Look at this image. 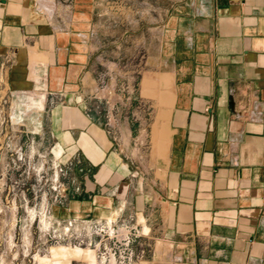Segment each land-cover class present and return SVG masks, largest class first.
Here are the masks:
<instances>
[{"label":"crops","instance_id":"obj_1","mask_svg":"<svg viewBox=\"0 0 264 264\" xmlns=\"http://www.w3.org/2000/svg\"><path fill=\"white\" fill-rule=\"evenodd\" d=\"M111 8L0 0V63L15 59L12 88L51 96L49 129L60 162L79 161L89 210L134 215L168 244V264H264V0H175L162 19L152 6L146 21L121 0L117 15L136 19L120 20L115 44L151 50L134 93L111 79L101 87L95 73L96 50L112 45L99 38L111 32ZM102 103L121 153L95 110ZM143 126L152 146L138 140Z\"/></svg>","mask_w":264,"mask_h":264},{"label":"rangeland","instance_id":"obj_2","mask_svg":"<svg viewBox=\"0 0 264 264\" xmlns=\"http://www.w3.org/2000/svg\"><path fill=\"white\" fill-rule=\"evenodd\" d=\"M173 1L122 0V3L129 10L142 8L144 12L139 18L146 21L150 20L152 6H159L162 19V10ZM107 2L113 12L120 9L121 0ZM117 14L109 20L111 32L99 35L112 45L96 50L95 73L101 79V87L105 79H111L112 89L127 83L128 90L134 93L140 76L146 72L151 50L143 47V43L136 47L130 39L121 47L115 44L123 35L120 20L130 27L136 19L130 13L122 18ZM14 61L10 57L0 63V264H168L165 257L168 244L146 227L143 231L134 215L120 217L104 208L89 210L92 198L75 174L80 165L78 159L60 162V150L49 129L51 96L40 90H14L10 82ZM149 115L145 112V119ZM148 131L143 126L138 140L147 137L152 146L153 136L148 137ZM135 134L131 135L134 140ZM106 135L114 148L123 152L118 132L110 129ZM131 148L134 157L141 152L139 146L130 144ZM136 163L132 162L134 166ZM156 177L160 178L158 173ZM130 218V227L142 235L126 243L124 223ZM140 251L144 253L142 258L136 257ZM130 252L132 257L127 260Z\"/></svg>","mask_w":264,"mask_h":264},{"label":"built area","instance_id":"obj_3","mask_svg":"<svg viewBox=\"0 0 264 264\" xmlns=\"http://www.w3.org/2000/svg\"><path fill=\"white\" fill-rule=\"evenodd\" d=\"M101 106H96L95 110L97 111V113H103L104 116V127H105V133L108 134L109 130H116L118 132V140H120L119 142L122 143L121 139L122 138V134L120 133V130L117 127H114V119L112 118L113 115L111 113H105L103 112V109H101ZM115 140V137H113ZM132 221V218H130L129 222L124 223L125 227L127 228L126 233L123 235L124 240H126V243L130 240V238L132 239L134 238H138L140 237L142 234L138 232V230H136L134 227H130L132 224L130 223ZM129 226V227H128ZM130 230H134V232L131 233ZM144 255L143 251H140L139 253L136 254V257L138 258H142ZM132 257V253L130 252L128 254L127 260H129Z\"/></svg>","mask_w":264,"mask_h":264}]
</instances>
